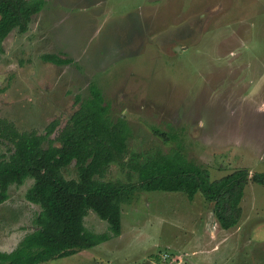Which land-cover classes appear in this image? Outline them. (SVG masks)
Segmentation results:
<instances>
[{
  "label": "rangeland",
  "instance_id": "obj_1",
  "mask_svg": "<svg viewBox=\"0 0 264 264\" xmlns=\"http://www.w3.org/2000/svg\"><path fill=\"white\" fill-rule=\"evenodd\" d=\"M46 1L28 31L4 45L0 121L45 134L58 120L56 138L77 99L100 91L113 121L131 129L130 153L178 148L213 181L239 170L250 180L241 222L228 231L201 194L191 201L138 191L122 206L120 236L41 264H264V185L252 182L264 174V0ZM47 55L70 64L45 62ZM10 148L0 139V155ZM66 176L77 178L75 164ZM105 180L127 181L117 166ZM32 185L11 186L0 205V252L37 229L41 208L26 198ZM85 225L109 232L93 211Z\"/></svg>",
  "mask_w": 264,
  "mask_h": 264
},
{
  "label": "trees",
  "instance_id": "obj_2",
  "mask_svg": "<svg viewBox=\"0 0 264 264\" xmlns=\"http://www.w3.org/2000/svg\"><path fill=\"white\" fill-rule=\"evenodd\" d=\"M44 6V0H0V60L11 33H26ZM43 60L60 66L70 64L54 55ZM77 102L79 109L56 138L51 137L57 132L58 120L47 126L45 134L19 132L13 123L0 121V139L11 145L9 155H0V205L9 199L11 186H22L31 179L27 201L41 208L35 219L37 229L15 250L1 251L0 264H41L92 250L120 236L122 206L132 202L138 191L183 193L191 201L201 194L214 203L222 229L239 225L241 202L250 180L246 170L213 181L209 170L189 162L178 148L170 153L159 149L130 153L131 129L123 119L113 121L102 92L91 91L89 99L78 98ZM156 135L171 141L159 131ZM73 164L77 178L68 179L66 171ZM113 166L126 182L105 180ZM252 182L264 185V174L254 175ZM90 211L108 223V233L86 228Z\"/></svg>",
  "mask_w": 264,
  "mask_h": 264
},
{
  "label": "crops",
  "instance_id": "obj_3",
  "mask_svg": "<svg viewBox=\"0 0 264 264\" xmlns=\"http://www.w3.org/2000/svg\"><path fill=\"white\" fill-rule=\"evenodd\" d=\"M44 1L46 2V3H45V6H47V5H48V4H47V1H46V0H44ZM45 6H44V9L42 10V12L39 13V14H38L37 16H35V17H39L40 15H42L43 11L45 10ZM62 13H63V12H62ZM35 17H34V19H35ZM34 19H33V20H34ZM51 21H52V20H51ZM51 21H50V22H51ZM56 21H57V20H56ZM89 21H90V20H89ZM46 22H49V21H48V17L45 18V21H43V24L46 23ZM43 27H44V26H43ZM69 29H71V27L68 28V29L65 31L66 33H64L63 36H67V35L69 34ZM74 29H75V27H74ZM13 33H14V32H13ZM11 35H12V33H11ZM49 35H50V34H49ZM58 36H59V35H58ZM9 37H10V36H9ZM9 37H8V38H9ZM75 37H76V36H75ZM8 38H7V39H8ZM40 39L42 40L43 38L41 37ZM6 41H7V40H6ZM6 41H5V43H6ZM57 41H58V42H61V41H62V34H60V36L58 37ZM75 41H77V39H76ZM5 43H4V45H5ZM85 48H86V47H85ZM90 50H91V49H90Z\"/></svg>",
  "mask_w": 264,
  "mask_h": 264
}]
</instances>
